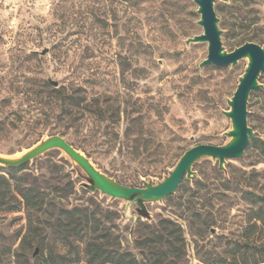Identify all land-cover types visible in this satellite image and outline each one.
<instances>
[{"label": "rangeland", "instance_id": "obj_1", "mask_svg": "<svg viewBox=\"0 0 264 264\" xmlns=\"http://www.w3.org/2000/svg\"><path fill=\"white\" fill-rule=\"evenodd\" d=\"M214 8L226 52L244 40L264 46V0H218ZM200 19L194 0H0V155L17 158L61 136L105 175L144 188L163 181L189 149L227 144L232 123L224 112L248 59L201 68L208 43H188L204 33ZM259 83L248 101L256 137L243 157L224 170L199 160L192 179L145 211L138 201L91 191L63 150L25 164L20 174L46 205L30 221L23 209L0 211V264H86L61 241L65 230L75 236V223L50 227L58 210L75 208L89 216L85 240L124 264H217L242 240L248 192L264 196V73ZM255 242L264 246V232Z\"/></svg>", "mask_w": 264, "mask_h": 264}, {"label": "water", "instance_id": "obj_2", "mask_svg": "<svg viewBox=\"0 0 264 264\" xmlns=\"http://www.w3.org/2000/svg\"><path fill=\"white\" fill-rule=\"evenodd\" d=\"M218 0H194L198 6L201 19L198 24L204 33L188 40V43H208V56L200 67L207 65L235 66L240 60L248 59L245 74L240 79L233 98L229 101L230 110L224 112L232 123V129L227 133L231 139L223 146L198 145L184 153L175 168L163 181L153 184L146 183L144 188L124 186L98 170L88 157L75 149L65 138L52 136L27 150L17 158H8L0 155V165L5 167H21L31 160L43 155L52 149L63 150L88 176L92 185L91 191L100 190L113 198L138 201L145 211V203L162 201L173 195L185 179L194 176L193 166L203 158H211L219 162V168L224 170L225 163L230 159L242 158L249 146L250 139L256 133L248 125V101L250 94L263 89L259 78L264 73V46L256 43H245L228 53L222 43L223 31L219 28V18L215 12V3ZM227 2L228 0H221ZM57 87L56 82H52Z\"/></svg>", "mask_w": 264, "mask_h": 264}, {"label": "trees", "instance_id": "obj_3", "mask_svg": "<svg viewBox=\"0 0 264 264\" xmlns=\"http://www.w3.org/2000/svg\"><path fill=\"white\" fill-rule=\"evenodd\" d=\"M229 25L224 23V28L227 30L226 37L230 39L232 33L229 30ZM246 40L242 41L238 46L244 45ZM47 86H49L47 84ZM56 97L63 104L73 106V101L70 96H66L59 89L53 91ZM255 142H257L255 140ZM254 143L251 142L250 146ZM264 153V144H263ZM8 172L0 174V211L18 212L24 210L30 218L36 213H40L45 209V200L37 185L27 183V176L20 174L25 169V166L7 168ZM74 191V185L69 183ZM250 204L252 206L251 215L248 218V226L244 230L242 240L235 243L232 250L227 255H222L217 259V264H264V246L256 244L257 237L264 232V196L248 192ZM55 223L50 227L53 229H61L62 219H68L75 223L77 231L75 236L65 230L61 241L64 246L74 248L77 263L85 262L86 264H124L126 262L124 256L117 253L106 252L102 247L103 243H98L95 240H85L82 232L89 225V216L87 214H79L81 211L78 208L73 210H58ZM64 216H66L64 218ZM75 242L83 246L76 247ZM99 246V247H95ZM210 264V263H209Z\"/></svg>", "mask_w": 264, "mask_h": 264}]
</instances>
